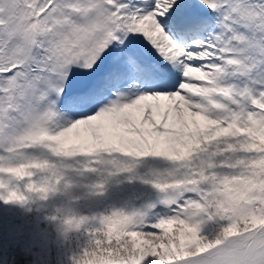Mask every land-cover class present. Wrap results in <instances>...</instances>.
Wrapping results in <instances>:
<instances>
[{"label":"snow or ice","instance_id":"snow-or-ice-1","mask_svg":"<svg viewBox=\"0 0 264 264\" xmlns=\"http://www.w3.org/2000/svg\"><path fill=\"white\" fill-rule=\"evenodd\" d=\"M210 13L224 31L205 39L200 32ZM241 21L264 27V5L0 0V201L24 204L33 194L47 200L64 180L57 162L84 157L83 172L96 173L103 157L115 176L135 173L146 158H163L175 177L141 178L166 194L162 210L131 227L116 210L65 223L87 233L85 257L93 232L106 226L109 246L93 251L95 260L86 264H216L212 253L221 242L202 235L212 214L203 208L204 193L189 189L206 187L201 176L217 173L242 189L249 180L264 181V81L242 88L228 82L255 68L234 54L243 49L231 46L247 39L233 32ZM106 184L87 187L103 196ZM190 199L198 201L191 208ZM258 222L264 225V216ZM224 232L242 235L237 223ZM113 233L127 241L119 252Z\"/></svg>","mask_w":264,"mask_h":264},{"label":"clouds","instance_id":"clouds-1","mask_svg":"<svg viewBox=\"0 0 264 264\" xmlns=\"http://www.w3.org/2000/svg\"><path fill=\"white\" fill-rule=\"evenodd\" d=\"M88 162L89 161L86 159L80 161L76 158L57 162L58 172L64 174V180L62 182L65 190L73 186L75 177L85 176L86 173L83 172V166ZM169 164V167L156 170L159 173L158 175L149 172L148 176L144 179H167L169 176L175 177L177 170L170 162ZM96 167V174L99 176V181L108 183L109 178L113 177L107 174L108 170L112 167L111 162L101 157ZM73 169H75V171H73ZM201 179L202 181L206 179V187L199 188V190L197 188H191L189 191H195L197 196H200L201 192H203L204 195L201 196V199L204 200L203 208L212 214L209 223L214 224V228L212 231L202 235L205 240L210 243H215L217 240L221 242L212 253V255L216 257V264H264V225L258 222V218L264 216V181H261V183L257 185L249 180L248 184L242 189L237 186L235 182L228 180V174L226 173H217L209 178H204L202 175ZM69 181L72 183V186L65 188V183ZM144 184L151 185L147 183ZM151 187L159 194V198L155 203L138 202L135 205L110 208L107 214L110 215L113 210H116L119 211L122 216L126 215L127 219L123 220V223L128 227L137 223H142L145 216L155 211V208H149V205L157 207V204H159L163 206L161 202L166 199L165 193H162L152 185ZM254 189H256V191H254ZM233 201H235L236 206L241 210L240 212L234 211ZM257 201H259L260 204L258 209L255 207ZM186 203L191 208L194 207L198 201L190 199L186 201ZM100 215H104V213ZM70 216H75L77 218L88 217V215H80L71 208H68L60 219V224L58 226L64 240L68 239L69 233L80 231L76 227L75 222L72 224L65 223V220ZM50 218L52 219V217ZM97 223L99 222L97 221ZM231 223H237L239 225L240 233L242 234L240 238H234L224 232V228ZM105 228L106 226L101 224L99 230L93 232L91 241H95L98 238L101 244H96L91 241L88 243L89 257L83 256L81 254V249L72 251V249L69 248V252L71 253V264H86L88 258L95 260V257H92V252L100 247L107 248L109 246L107 244L109 236ZM245 231H247V235H243ZM116 235V233L112 234V238L115 240L112 247L116 248L117 252H119L120 249L118 246L126 244L127 241L116 239ZM127 255L128 254L124 255L125 259ZM116 258L119 259L120 257L117 256Z\"/></svg>","mask_w":264,"mask_h":264},{"label":"trees","instance_id":"trees-1","mask_svg":"<svg viewBox=\"0 0 264 264\" xmlns=\"http://www.w3.org/2000/svg\"><path fill=\"white\" fill-rule=\"evenodd\" d=\"M154 166L151 164L147 167L153 170ZM96 181L73 180L71 191H77L79 186H85L88 190L87 185ZM58 188L65 192L50 194L47 200L33 194L24 204L0 201V264H71L69 248L72 251L80 249L86 244L88 235L81 229L69 233L68 239L64 240L58 227L60 219L68 208L75 211L78 202L71 198L68 189L63 188V182ZM126 200L127 197L123 198L121 194H108L100 200H89L86 208L82 206L83 213L75 212L88 216L98 212L101 214L109 205L114 208L126 205ZM53 216L57 219L50 218ZM213 228L214 224L209 223L207 232Z\"/></svg>","mask_w":264,"mask_h":264},{"label":"rangeland","instance_id":"rangeland-1","mask_svg":"<svg viewBox=\"0 0 264 264\" xmlns=\"http://www.w3.org/2000/svg\"><path fill=\"white\" fill-rule=\"evenodd\" d=\"M241 43H236L234 48L236 49H241ZM235 55L240 56L241 52H236L234 53ZM156 110H154L155 112ZM161 117L158 115L157 119L159 120ZM163 168L167 167L169 162L166 161L164 164ZM147 163L144 162L140 165V167L137 168L135 173L129 174V173H122L118 174L116 176L110 177L108 180V183L106 184V192L103 196H93L90 194L89 189L87 190L85 186H79L77 191H71L73 187L68 189V193L71 194V198L78 202L75 205V211L79 213H83V208L82 206H85L86 208V203L89 200H100L103 199L104 196L109 194H115V191H118L119 194L122 195L123 198L127 197L126 200V205H135L138 202L139 203H155L158 198L159 194L155 189L151 187V185H146L142 182L141 178H145L148 176L150 169L147 167ZM169 167V166H168ZM162 168V169H163ZM160 169V170H162ZM158 170V169H157ZM89 179H94L99 181V176L96 173H86L84 177H75L74 180H82L86 181ZM58 193L65 192V191H57ZM78 198V200H76ZM80 203V204H79ZM159 204H157L158 206ZM36 207H41V206H36ZM110 208H114L113 205H109V208L107 210H104L103 213H107ZM158 207H156L155 210H157ZM100 212L96 214V216H99ZM92 216V215H91ZM207 226L205 225L202 234L207 233Z\"/></svg>","mask_w":264,"mask_h":264}]
</instances>
